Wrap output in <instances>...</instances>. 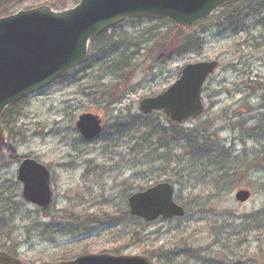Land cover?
<instances>
[{"label": "rangeland", "instance_id": "obj_1", "mask_svg": "<svg viewBox=\"0 0 264 264\" xmlns=\"http://www.w3.org/2000/svg\"><path fill=\"white\" fill-rule=\"evenodd\" d=\"M52 1L0 0V16L42 4L59 9ZM177 27L165 18L124 20L106 31L108 41L91 42L79 67L19 102L7 144L50 168L53 201L45 209L27 202L17 180L19 161L1 152L2 250L25 263L110 253L143 255L155 264H264V238L256 230L241 236V246L230 256L220 254L210 230L214 222L234 220L228 227L235 233L264 209V0L227 4L210 18ZM184 37L191 38V47L177 53ZM166 39L171 42L161 65L157 56ZM211 59L219 66L203 87L205 109L179 126L189 131L209 125L210 144L228 156L236 183L204 210L191 191H182L193 208L183 218H135L129 214L131 193L173 175L215 174L204 157L185 155L172 135H165L173 138L168 148L159 147V135L149 134L154 124L172 129L169 117L161 110L150 115L139 110L141 99L164 91L184 65ZM89 112L99 114L104 127L93 140L76 127L78 117ZM142 123L149 124L145 135L137 131ZM168 150L175 155L172 162L163 156ZM240 188L250 189L251 199L237 201ZM179 191L177 185L175 199L183 204Z\"/></svg>", "mask_w": 264, "mask_h": 264}, {"label": "water", "instance_id": "obj_2", "mask_svg": "<svg viewBox=\"0 0 264 264\" xmlns=\"http://www.w3.org/2000/svg\"><path fill=\"white\" fill-rule=\"evenodd\" d=\"M236 0H80L71 8L54 9L48 4L21 9L0 16V146L7 142L1 117L12 104L40 90L81 64L88 56L92 38L111 26L132 17L169 18L188 27ZM218 59L187 63L180 76L156 96L139 103L143 114L163 110L173 122L182 123L202 114L203 85L215 72ZM76 126L85 139L102 132V119L94 113L80 115ZM17 180L22 196L39 207L53 200L51 171L34 157L24 158L18 166ZM251 191L240 189L236 199L245 202ZM131 216L147 222L162 217H183L185 207L175 200V186L158 182L128 197ZM0 264H26L0 251ZM31 264H154L143 255L110 253L83 254L72 260Z\"/></svg>", "mask_w": 264, "mask_h": 264}, {"label": "trees", "instance_id": "obj_3", "mask_svg": "<svg viewBox=\"0 0 264 264\" xmlns=\"http://www.w3.org/2000/svg\"><path fill=\"white\" fill-rule=\"evenodd\" d=\"M69 2H75L76 4L79 2V0L52 1L55 6H58L60 8H66ZM177 30H180L179 27H177ZM98 39H104L108 41V37H106V31L100 34L94 40ZM183 39L184 43L176 47V51H178L177 53L188 51L191 47V38L184 37ZM170 42V39L163 40L162 45L159 48L157 61L161 65L165 64L164 57L166 55V52L168 51V45H170ZM107 45H111L110 42H108ZM181 49H183L184 51H182ZM94 50L96 51L97 49L94 48ZM113 101H110L109 103L111 104ZM18 104L19 102L9 106L2 115V123L5 126L8 134L10 135H12L13 132L12 118L14 116V112ZM169 123L172 125V129H169L170 131L166 128H161L160 124H154L152 126V132L149 135H159L157 137V144L159 147L168 148V144L171 143L170 141H172L173 138L172 140H167L165 138V135H172L173 137H175L174 139H176L177 142L182 143L183 147L185 148V155L193 157L199 155L200 157H204L207 162L213 164L215 167L212 170L215 171V174L212 176L191 177L190 174L187 176L183 174L180 176L173 175V178H170L171 181L174 180V184L180 186V191L178 195L180 199L184 202L183 204L186 206V215L193 209L192 204L189 201V196L188 198H183L181 196L182 191L187 189L192 192L190 193V197L193 198V201H197L198 207H201V210H204L206 208L205 205H207V202H210V200L213 198H219L224 194L228 193L229 190H231L236 183V180L233 175L234 173H231L227 169L229 165V158L225 155L223 151L217 149L216 145L214 146V144H210V136H208L207 133L209 125L194 126L192 129L187 131L181 128L179 124L173 123L171 121ZM148 127L149 124L142 123L137 131H139L140 133L143 132L142 135H145L144 129ZM158 128L161 129L159 130ZM140 139H142L144 142H147V138L143 136ZM1 152L7 153L8 157L14 161H21L24 157L17 155L15 150L11 148L8 144H5L0 148V153ZM163 156L167 159L169 158L168 162H172L170 160L175 155H173L168 150L165 152V154H163ZM206 199H208V201H205ZM233 221L234 220H231L228 223L226 221H223L221 223L214 222L210 226L214 241L219 246L221 252L220 254H223L224 256L235 255V253L238 251V248L241 246V238L246 237L247 232L251 230H256L257 232H259L260 236L264 238V209L253 213L252 219L250 221H244L243 227L239 230H236L235 233L229 232V227L232 228V226L234 225ZM252 224H254V226H252ZM0 248H2L1 243Z\"/></svg>", "mask_w": 264, "mask_h": 264}]
</instances>
